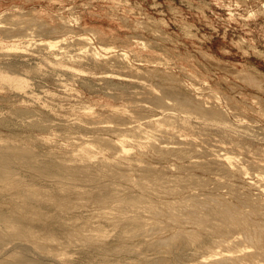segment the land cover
Returning a JSON list of instances; mask_svg holds the SVG:
<instances>
[{
	"label": "bare ground",
	"instance_id": "1",
	"mask_svg": "<svg viewBox=\"0 0 264 264\" xmlns=\"http://www.w3.org/2000/svg\"><path fill=\"white\" fill-rule=\"evenodd\" d=\"M115 1L118 4H121V6L122 4L129 2L128 0ZM223 2L225 3V1ZM216 3L218 4V2ZM154 4H156V2ZM234 4H236L235 0ZM226 6H228L227 3ZM258 8V10H252L250 12V16L257 15V12H259V14H264V2ZM141 13L143 14L142 11ZM72 14H74V12ZM5 15L6 14H4V16ZM54 15H56V13ZM26 16H29V20H27L29 22L41 21L38 24V30L40 29V25H42L44 31L47 30V33L55 31L53 34H57L58 31H61L62 33L73 32L75 34L74 30L72 29L73 24L71 26L69 19L65 16H61L63 20L59 22V25H47L48 22H44L46 21L45 19H40L41 17L37 10H32L31 12L25 11V13L22 12L20 15L18 13L16 14V12L10 14L8 13L5 19L3 16L0 17V28L6 29V32H8L7 30H10L9 27H11L10 25L8 26V23L11 24L13 22L23 21L24 19H27L25 18ZM147 17L148 20L144 21L145 27H148L147 29L151 27V30L155 26L157 29V34L160 31V25L165 24L167 21L164 17H161V19L150 15ZM74 18L79 20V17ZM71 19L73 20L72 17ZM33 23V26L37 25L35 22ZM124 23H126V20ZM32 24L29 23V25ZM78 25L79 24H77V27L79 28L80 25ZM21 27L22 26L20 24L18 26V30L21 29ZM33 28L31 27L30 31ZM36 28L35 30H37ZM79 29H81V27ZM13 30H15V32L18 31H16V29ZM90 30H92V32L94 31L93 34L96 35V39L97 35H99L98 38H103V32L99 29L93 28ZM161 31L164 30L161 28ZM21 34L24 36L28 35L30 37V33H22L21 31ZM53 34L51 33V35ZM76 34L77 35H74V39L72 41L70 40L69 43L66 41L67 37L64 36L62 39L54 38L55 40H48L46 42L43 41L44 43H39L37 40V44L41 45V47H45V49H50L49 52L47 49L46 51L48 54H53V57L55 55V50L53 51L55 46H60L61 44V47H59L61 51V48H63L62 44L66 43V48L67 46L70 47V45L72 48L77 45V49L79 50L77 54H74L75 58L66 60L64 58L67 56L65 48V50L62 49V53H65L66 56L61 54V57L50 59V62L54 67H56L54 68L55 71L60 68V71L66 70L67 72L71 73V77H73V75L78 77L76 80L79 81L81 86H88L92 89L96 84H101L104 89L106 88L107 90H113V88L116 89L117 86L122 89L129 88L131 85H135V81L131 79L132 77L143 78L146 76V74L151 76H147L148 79H152V76L155 77L160 75H164V77L170 75L177 78L176 74L172 72V69L161 70L153 65V67H151L145 64L136 66L131 64L129 61V53L125 51V49L124 52H120L117 48L118 45H113L114 43L111 44L110 41H107L106 39L99 40L97 44H94L93 38L87 34L82 32H76ZM162 34L163 32L161 35ZM17 35L16 37L19 38L18 36L20 34L18 36ZM33 35L35 36V34ZM94 35L91 36L94 37ZM7 36L11 37V34ZM140 36L141 35H139V38H141ZM165 36L168 37V35ZM142 43L146 46L151 45V43H149V45L148 41H144V39L142 40ZM129 44H131V42H129ZM129 47L131 48L132 46ZM21 48H19V50ZM31 49L33 53V50L35 49L32 48V46L30 47V50ZM70 49L71 48H69V50ZM162 49L160 48L159 50ZM129 50L131 52V49ZM41 51L44 52L42 49ZM200 51V54L203 55V58L205 57L207 60L209 59L218 65L229 66L230 72H234L237 77L243 79V81L245 80V82L248 84H252L256 88L264 90L263 71L252 66L244 65V63H242L243 67H235L225 63L220 57L216 56L209 50L201 49ZM185 53H187V51ZM29 56L32 57V54ZM136 57L134 58L136 59ZM69 58L71 57L69 56ZM188 58L191 59L190 56ZM135 59L133 61H135ZM144 59L139 60L137 57V60L139 61ZM197 59L195 58L196 61H199ZM17 62L18 61H16V63ZM84 63L91 65L92 67L87 68V66L85 67L83 65ZM154 63L156 64L157 62H153L152 64ZM161 63L163 64V62ZM28 64L30 65V63ZM37 64L40 63L37 62ZM158 64L159 63L156 65L158 66ZM200 64L203 67L201 62ZM82 65L86 69L83 68ZM8 66L7 68H9ZM11 66L13 68V65ZM16 66L17 64L15 65V70L20 73V70H17ZM25 66L26 64H24L23 67ZM102 66H105V68L106 66H116L120 69L122 68L121 70H127V72H116L117 70H120L117 68V70L114 68V70L106 69L103 71H98L97 69ZM3 67H1L0 63V82L10 86L11 90L14 91L17 96L25 97L28 93L29 89L27 90V87L29 86L31 80L24 77L26 73H28L26 71V67L24 68L25 71L22 70L23 73L26 72L25 75L23 74L24 76L22 74L19 75V73H11L13 71L15 72V70H11V72L6 71V68L5 70L2 69ZM204 67L206 71V66ZM220 67L221 66H219V69ZM49 69L53 68L49 67ZM179 69L182 70L181 68ZM39 70L40 67L34 68L35 73H38ZM211 70L212 69H210V71ZM30 71L32 72V70H29V72ZM62 71L61 74H63ZM208 71L209 70H207V72ZM226 71L227 70L225 69V72ZM41 73L44 74L42 71ZM144 73L145 76H142ZM33 74L34 73L32 72V76H34ZM46 74L47 73H45V75ZM43 77L45 76L43 75ZM164 77H161L162 80ZM186 77L188 76L186 75L184 77L185 80H188L189 78L186 79ZM62 78L60 77V79ZM73 81H75V78ZM168 81H170V79ZM147 82H143L142 80L138 82L139 84H136L138 87L142 86L144 88L143 92L145 98L142 97V99H140L138 96L134 95L131 97L127 91H124L125 93L129 94L130 97L127 96V99L125 97L127 94H125L124 97L120 96L124 101H126V104L122 105V107L124 106L123 108L119 107L118 105L115 106V104L111 103L105 104L108 106H113L109 117L113 118L114 120H108L107 118H104V120L107 119L106 121L114 123H106L104 120H101L102 118L99 120L97 116H93V118H83V116L78 119L73 117L76 119L74 121L72 120L73 122H70L69 120L70 123L68 124L71 126H75L79 129H84L85 131L92 133V137H89L90 139L88 137L85 139L84 137L78 136L79 141H73V143L71 142L66 145H62V141L60 143L62 146H60L59 142H52L56 145H59L54 149L56 146L54 144L52 149H49V154V150H47V152L45 150L46 154H43V151L40 154L38 153L40 150H37V152L34 150L35 148H32L26 143H18L13 139L0 137V264H72V258L70 256V258H68L66 253L67 251L65 249L62 250L61 248L65 242L73 243L82 241L83 243V240H85L86 244L89 242L91 245L100 246L99 249H101V247L104 248L109 243L113 244L111 241L109 242V238L111 236L113 238L114 236L119 237V239L121 238L120 241H122V238H124V240H130L131 238L136 240V238H142L147 242L150 238H152V236H156L154 233L158 234L156 232H162L163 230L170 232L171 234L168 236L169 238L164 236L166 239L161 237L165 232H162L163 234L161 233V236L160 233L157 235L161 237L159 240L162 238L164 239V241L161 240L164 243L161 245L164 246L166 244L174 251H179L181 246L185 244L195 246L196 249L205 248L209 250L208 252L200 254L198 257L185 264H264V136H256L259 131L258 127L260 126L246 120L244 118L246 117L245 115L243 118L239 117L237 120H235L232 117L231 112L226 108H223L218 101V95H216V93L220 92L221 90H216L217 92L215 94V91L212 92V94H214L213 98L217 96L216 100L208 99L206 101L205 99L207 97L205 99H203L204 97H194L193 95H196L195 92L194 94H191L190 92L182 90V94L178 92L180 95L175 92L170 94L169 92H173L175 89L179 88L177 87L173 90L171 89V86H168L170 90H172L168 92L167 89L165 90V86H162L159 83ZM177 82L180 85V82H183V80H177ZM191 82L192 81L189 83L191 84ZM176 83L174 85H176ZM204 83L208 82L204 81ZM171 84L172 83L170 82V85ZM181 84L183 85L184 83ZM185 84L183 87H185ZM208 84L207 86H209ZM192 85L196 86L195 84ZM133 87L131 88H136ZM138 87L136 88L137 90ZM187 87L188 85H186L185 88ZM204 89L205 88H203V90ZM33 91L35 90L33 89ZM205 92H207V90ZM134 94L138 95L139 92L137 93L136 91ZM106 95H109L115 99L117 94H111V92L108 91ZM224 96L226 95H223V97ZM229 98L227 97L226 99ZM118 99L120 100V98ZM223 100H225V98H223ZM229 100L231 101V98ZM127 102L129 104H127ZM257 102L259 101H256L255 103ZM260 104L263 105L261 102ZM230 106L231 105H229V107ZM233 106L237 105L233 104ZM257 106H259V104ZM13 109H15V107ZM20 110L17 109V111L22 112V109ZM255 111L256 110H254V112ZM19 112L15 113L18 114ZM257 113H259L258 110ZM240 114L241 112H235L234 116H238ZM88 115L89 113L87 116ZM29 116L26 115V117ZM26 117H24V119ZM36 117H38V114ZM246 118H249V116ZM3 119L5 118L0 120ZM32 119H34V117ZM44 120L50 121L51 119L49 120L48 117V119H43V121ZM4 121H2V123ZM41 122L42 121H34L33 124L35 123V125H39ZM54 122L57 125L60 123V121ZM2 123L0 121V124ZM43 125H45L48 129L49 127L53 126L52 124H50L52 126H49V123H43ZM45 126H43V128ZM197 126L203 130H208L209 134L215 133L220 136L219 138H215L211 135L199 139V136H196L195 133ZM125 132H129V134L134 138L125 136ZM0 133L2 132L0 131ZM260 133H263V131H260ZM4 134L5 133L1 135ZM13 137L15 138V136ZM50 137V134L48 136L39 137L38 141L44 144L48 143V145L50 144L51 146L53 144L50 143ZM78 137L76 138L77 140ZM32 139L34 138L32 137ZM48 145H46V147ZM150 156L159 160L161 164H157L155 161L149 159ZM164 162H171V165L168 163L165 164ZM199 171H202V175H199ZM203 172L210 173V175L206 176L203 174ZM195 188H199L201 191H203L205 197H203L201 194L200 195L203 198L199 197L200 190L199 193H197L198 190L196 189V191ZM161 193H168L174 197L163 200L159 198L162 196L160 195ZM164 196L166 195L164 194ZM187 217H190V220L186 222L187 224H184L183 219L185 218L186 220ZM138 241L139 240H137V242ZM117 242L118 240L115 242V244ZM132 242L135 241L132 240ZM156 242H158L157 244H160L159 241ZM115 244L113 246H115ZM126 245L129 246V244ZM161 245L159 247H162ZM122 247L125 246L122 245ZM93 248H95V246ZM163 248L166 249L165 247ZM115 250L117 251V249ZM121 250H123V248ZM130 250H128V252ZM99 252H104V250H99ZM92 254L93 252L91 255ZM107 258L103 259L107 261ZM95 259L92 258L91 260L97 261V259ZM104 260L99 262L101 264H106ZM172 261L168 262V264H173L174 262ZM179 262L178 264H184Z\"/></svg>",
	"mask_w": 264,
	"mask_h": 264
},
{
	"label": "rangeland",
	"instance_id": "2",
	"mask_svg": "<svg viewBox=\"0 0 264 264\" xmlns=\"http://www.w3.org/2000/svg\"><path fill=\"white\" fill-rule=\"evenodd\" d=\"M128 1H129L128 3L122 4V6L123 7L125 6L124 8L127 9L126 10L121 6V4H118L115 0H0V17L3 16L4 19L8 13L10 14V13L16 12V14L18 13L20 15V14H22V12L25 13V11L31 12L32 10H34V11L37 10L40 14V17H41V18L40 17L39 18L41 20L45 19L46 21H44V22H46V23L48 22L47 25H53V26L59 25V22L61 20H63L61 18V16H65L66 18L69 19V23H71V26L73 24L72 29L75 32V34L73 32H70V33H64L63 32L64 35L61 31H58L57 34H53L55 31L47 33L46 32L47 30L45 29L46 31H44L42 25H40V29L38 30V27H39L38 24L41 21H33V22H35V24H37V25L33 26L34 23L32 21H30V22L27 21V20H29V18H28L29 16H26L25 18H27V19H24L23 21L11 23L12 25L14 24L13 26L8 23V26L10 25L11 27H9L10 30H7V31L8 32L13 31L12 33L9 32V34H8V32H6V29L0 28V54L2 55V53L4 52L2 56L0 55V63H1V67H3L5 65L2 69L5 70V68H6V71L11 72V70L12 71L15 70V65L17 64L16 69L20 70V73L17 72L16 70H15V72L13 71L11 73H14V74L19 73V75H21V74L25 75L26 72L23 73V71H25L24 68L26 67V71L28 73H26V75L25 76L23 75V76L28 78L29 80L31 79L29 86H28L29 88L27 87V90L29 89L28 93H27L28 95L26 94L27 97L26 96L25 97L17 96L16 93L11 90L10 86H8L7 84H2L0 82V119L5 118L3 120H0L1 123H2V121L5 120L4 121L5 123L3 122L2 124H0V131L2 132V133H0V137L6 138V139H13L15 142H18V143H26V144L30 145L32 148H35L34 149L35 151L40 150L39 152L37 151L40 154L42 153V151H43V154L44 153L46 154L47 150H49V149L51 150L55 144L52 142H56V143L59 142V144H60L63 141V143H61V144L66 145V144H69L71 142L73 143V141L74 142L79 141L78 136L84 137L85 139L87 137L91 138L92 133L85 131L84 129H79L75 126H71L68 123L76 120L74 118L78 119V118L83 117V116H84L83 118H85V117L86 118H88V117L93 118V116H95V117L97 116L99 120L101 118H102L101 120H104V118H107L108 120H114L113 118L109 117V114L113 109L112 108L113 106H110V105L108 106L105 104L111 103V104H115V106L118 105L119 107H122L123 104H126V101H124L121 97H124V95L127 93H129L131 95V97L134 95V96H138V98H140V99H142V97L145 98V95L143 92L144 88L142 86L138 87L136 85L139 81H142V80H143V82L149 81L147 83H151V82L159 83L162 86H165V90L167 89L168 92L172 91L169 88L170 86L172 87L171 89H173V90L177 87L180 89V86H181V89H180L181 92L179 89H175L173 92H169V93L172 94L175 92L178 94V92H179L180 94H182L183 91H187V92H190L191 94H194V92H195L196 95H193L194 97H197V98H203L204 97L203 99H205L207 97L205 99L206 101L208 99L209 100H213V99L216 100L217 96L215 98H213V95L217 92L216 90H218V91L221 90L220 92L216 93V95H218V101L220 102L221 106L223 108H226L227 110H229L232 114V117L235 120H237V118H239V117L243 118L244 115L246 117L249 116V118H246V117H244V118L246 120L251 121L252 123L258 124L260 126V127H258L259 131L256 134V136H264L263 135L264 134V116H263L264 115V90H261L260 88H256L252 84H248L245 82V80L243 81V79L237 77V75L234 72H232V71L230 72L229 66L218 65L217 63H216L217 65H216L215 62H213L209 59L207 60L205 57L203 58V55L200 54L201 49H206V50L213 52L216 56L220 57L225 63H228L232 66L243 67L242 63H244V65L255 67V68L264 72V14H261V13L259 14V12H257V15L250 16V12L252 10H258L259 9L258 7L261 6V4L264 2V0H235L236 4H234V0H229L230 2L227 0H128ZM223 1H225V3ZM238 1H239L240 6L238 5ZM155 2H156V4H154ZM216 2H218V4ZM226 3L228 6H226ZM13 6H15V7H13ZM70 8H72V9H70ZM117 8H119V9H117ZM141 11L143 12V14L141 13ZM62 12H64V13H62ZM73 12H74V14H72ZM55 13L58 16L54 15ZM4 14H6V15L4 16ZM230 14H231V16H230ZM149 15L156 17L158 19H161V17H164L167 20L165 24L160 25V27L164 31H161L160 27H159L160 31L158 30L160 32V33L158 32V34L161 35V33L163 32L164 36H163V34L161 36H159L157 34V29L155 28V26L152 28L153 30L152 29L150 30L151 27L149 29H147L148 27L147 28L145 27L144 21L148 20L147 16H149ZM71 17L73 18V20L71 19ZM74 17H79V20H76ZM246 18H248V19H246ZM120 19H123V20H120ZM125 20H126V23H124ZM8 22H10V21H8ZM75 22L80 25L81 29H79L80 27L79 28L77 27V24ZM29 23L30 24L33 23V24L29 25ZM20 24L22 26L21 29H23L24 31L21 29L18 30V26ZM138 24H139V26H138ZM142 25H144V26H142ZM16 26H17V28H16ZM30 26L32 28L34 27L33 29H31V31H30V28H31ZM36 26H37V28H36ZM41 26H42L43 32L41 30ZM24 28H26V29H24ZM35 28L37 30H35ZM76 28H78V29H76ZM93 28H97L103 32L102 33V37H103L102 39L103 40L106 39L107 41H110L111 44L114 43L113 45H118L117 48L120 52H124V49H125V51H127L129 53V56H130L129 61L131 64H134L135 66L140 65V64H145V65L151 66V67L156 66L161 70H169V69L171 70L172 69V72L174 74H176L177 78L172 77L170 75L165 76V77H164V75H162V76L160 75L161 77H164V79L162 80V78L160 76H155L157 79L152 76V79L154 80L153 81L151 78H149V79L147 78V76L151 77L150 75L146 74V76H145V73H144V74H142V76H145L143 78H138V77H132L131 78L128 76L129 78H131L135 81V85L133 84V86H135L136 88L138 87V90L135 87H133L132 85L129 88H125L126 90L119 88L118 86H117V88L115 86L116 89L113 88V90L112 89L107 90L106 88H105L106 89L105 90L101 84H96L91 89L88 86H86V87L81 86L79 84V81L76 80V79H78V77H76L74 75H73V77H71L70 75H72V74L67 72L66 70H63V71L61 70L63 73V74H61V71L59 70L60 68H58L56 70L57 71L56 72L54 69L56 67H54L53 64L50 62V59H55L56 57H61L62 56L61 54H63L64 56L67 55L66 57H64L66 60H70L72 58H75L74 54L75 53L77 54L78 50H79V49H77L78 48L77 45H75L73 48L71 45H70V47L67 46V48H66V43L62 44L63 48H61V51L59 48V47H61V44H60V46L57 45L53 49V51L55 50L54 52L56 55V56L54 55V57H53V54H50V53L48 54L50 49L46 48L48 51L47 52L45 47H41V45L37 44L38 41L40 43L43 41L46 42L48 40H55L54 38H56V39L61 38L62 39L64 36L67 37L66 41H68V43H69L70 40L72 41L74 39V35H77L76 32L77 33L82 32V33L87 34L88 36L93 38L94 44H97V42L99 40H102V39L100 37H99L100 39L98 38L99 35H97L98 40L95 38L96 35L93 34L94 31L92 32V30H90ZM13 29H16V31L18 30L17 31L18 35L19 34L20 35L18 36L17 32H15V30H13ZM28 30H29V32H28ZM33 30H35V31H33ZM154 30L156 31V33ZM19 31H20V33H19ZM21 31H22V33L23 32L24 33L26 32L28 34L30 33V37L28 35L27 36L22 35ZM36 31H38V32H36ZM33 32H35V33H33ZM90 32H91V34H90ZM123 32H125V33H123ZM3 33H4V35H3ZM51 33L53 35H51ZM10 34H11V37L7 36ZM33 34H35V36ZM95 34H97V33H95ZM16 35L20 39L17 38ZM37 35H38V37H37ZM91 35H94V37ZM139 35H141L140 37L142 39L139 38ZM165 35H168V37H166ZM12 36H13V38H12ZM20 36H22L23 38ZM133 36H134V38H133ZM170 36H171V38H170ZM172 37H173V39H172ZM7 38H9V39H7ZM166 38H168V39H166ZM143 39H144V41H148V44L151 43L154 50L152 49V46L150 44H149L150 46H146L145 44H143L142 43ZM165 40H167V41H165ZM24 41H27V42H24ZM124 42H126V43H124ZM129 42H131L132 45L129 44ZM107 43H109V42H107ZM21 46L23 49L21 48ZM31 46H32V48L35 49V50H33L35 53L34 52L32 53V49L30 50ZM129 46H132V47L130 48ZM27 47H29V48H27ZM141 47H143V48H141ZM157 47L159 49L160 48L161 49L164 48V49L159 50ZM7 48H8V50H7ZM19 48H21V49L19 50ZM65 48H66V50H65ZM69 48H71V49L69 50ZM36 49H40V50H36ZM41 49L44 52H42ZM62 49L65 50L66 55H65V53H62L63 52ZM129 49H131V52ZM157 50H159V51H157ZM186 51L188 54L185 53ZM5 53H6V55H5ZM18 53H19V55H18ZM23 54H24L25 59L23 57ZM30 54H32V57L29 56ZM139 54H141V55H139ZM191 54H193L195 57ZM69 56L71 58H69ZM133 56L134 57L137 56L139 60L144 59V58L146 60L144 59V60L139 61V60H137V57L135 59ZM187 56L188 57L190 56L191 59L188 58ZM195 58L196 59L200 58V59H197L199 61H196ZM134 59H135V61H138V62L133 61ZM170 59H171V61H170ZM149 60H151V61H149ZM16 61H18V62L20 61L21 63L20 62L16 63ZM22 61H24V62H22ZM37 62L40 64H37ZM149 62H152V63L157 62L159 64L157 66L156 65L157 63L152 64ZM161 62H163L164 65ZM178 62H180V63H178ZM200 62L203 64V67L201 66ZM5 63L7 64V66L10 65V63H11V65H13L14 69L12 68L11 65L8 66L9 68H7ZM28 63H30V65ZM24 64H26L25 67H23ZM34 64L36 65V67H40V70L44 74H42L40 70L38 71L39 74L35 73L34 68H36V67ZM44 64H45V66H44ZM27 65H29V66H27ZM40 65H42V66H40ZM83 65L85 67L87 66V68L92 67L91 65H87L85 63ZM83 65H82V67L85 68ZM32 66H34V67H32ZM168 66H170L171 68ZM204 66H206V71H205ZM215 66H218V67H215ZM219 66H221L223 68L220 67V69H219ZM18 67H19V69H18ZM49 67H52L53 69H49ZM164 67H165V69H164ZM110 68H112V69H110ZM114 68H115V70L120 69L119 67H116V66H112V67L106 66V68H105V66L104 67L102 66L97 70L98 71H103L106 69L114 70ZM179 68H181L182 70H180ZM209 68L212 70L210 71ZM121 69L117 70L116 72H122V71L124 72L125 71V69H123V70H121ZM225 69L228 72L227 71L225 72ZM29 70H32V72L34 73L33 74L34 76H32V72L30 71L31 72L30 73ZM207 70H209L210 72L209 71L207 72ZM125 72H127V70ZM220 72H222V73H220ZM40 73H41V75H40ZM45 73H47V74L45 75ZM65 73H66V75H65ZM181 73H182V75H181ZM36 74H38V75H36ZM183 74H184V76H183ZM43 75L45 77H43ZM186 75L188 76V77H186V79L189 78L188 80H185V78H184ZM29 76H31V77H29ZM202 76H204V77H202ZM225 76H226V78H225ZM235 76H236V78H235ZM39 77H41L42 79ZM60 77L61 78L63 77L64 79L63 78L60 79ZM159 77H160V79H159ZM190 77H192V78H190ZM74 78H75V81H73ZM138 79H142V80H138ZM169 79H170V81H168ZM222 79L223 80L225 79V80L223 81ZM65 80L67 83L65 82ZM177 80L178 81L183 80V82H180V85H179ZM39 81H40V83H39ZM167 81H168V83H167ZM174 81H175V83L177 82L176 85H174L175 84ZM190 81H192L191 84L189 83ZM204 81L208 82L209 84L204 83ZM170 82L172 83L171 85H170ZM38 83H39V85H38ZM181 83H184V84L186 83L185 87H186V85H188V87L187 88L183 87L184 84L182 85ZM42 84H44V85H42ZM192 84H195L196 86H194ZM207 84L209 86H207ZM100 85H101V87H100ZM251 85H252V87H251ZM44 86H45V88H44ZM200 86L201 87L203 86V87L201 88ZM131 87H133L135 89H132ZM196 88L199 91H197ZM203 88H205V89L203 90ZM232 88H233V90H232ZM33 89L35 91H33ZM194 89H195V91H194ZM36 90H37V92H36ZM206 90H207V92H205ZM81 91H83V92H81ZM108 91H110L111 94H117L119 97L116 95L115 99L116 98L117 99L115 100L113 97L106 95L108 93ZM124 91L125 92L127 91V93H125ZM136 91H137V93L139 92L138 95L134 94V93H136ZM78 92H79V94H78ZM123 92H124V94H123ZM212 92H214V94H212ZM198 93H200V94H198ZM129 94H127L125 96L127 99H128L127 96L130 97ZM180 94H178V95H180ZM202 94H203V96H202ZM9 95H12V96H9ZM223 95H226V96L223 97ZM227 97L228 98L230 97L231 101L229 100L230 98L226 99ZM118 98H120V100ZM223 98H225V100H223ZM259 99H261V100H259ZM13 100H15V101H13ZM36 100H38V101H36ZM28 101H29V103H28ZM225 101H226V103H225ZM256 101H259V102L255 103ZM227 102H229V103H227ZM260 102L263 105H261ZM127 104H129V103L127 102ZM233 104L237 105V106H233ZM256 104L257 105L259 104V106L260 105L261 106L259 107ZM229 105H231V106L229 107ZM115 106H114V108H115ZM14 107H15V109H13ZM232 107H234V108H232ZM25 108H26V110H25ZM108 108H109V110H108ZM17 109L18 110L22 109V112L17 111ZM35 109H37V110H35ZM260 109H262L263 112ZM33 110H34V112H33ZM254 110H256L255 111L256 114H255ZM257 110L259 113H257ZM24 111H27V112H24ZM41 111H42V113L44 112L43 113L44 116L41 113ZM15 112H19V113L17 114ZM23 112H24V115H23ZM235 112H238V113L241 112V114L238 116H234ZM29 113H31V114H29ZM88 113H89V115L87 116ZM37 114H38V117H36ZM2 115H3V117H2ZM26 115L29 117H26ZM31 115L34 117V119H32L33 117ZM7 117H9V118H7ZM24 117H26L25 118L26 120L24 119ZM48 117H49V120L51 119L50 121L52 123L48 120L47 121L44 120L45 122L43 121V119H48ZM53 117H55L56 119ZM39 118L40 119L42 118V119L40 120ZM71 118H73V119H71ZM107 119L104 120L106 123L108 122V121H106ZM69 120H70V122H69ZM255 120L257 123L255 122ZM32 121L33 122L34 121L35 122L36 121H42L44 124L49 123V126H52V125L53 126L49 127V129H50L49 130L45 125H43L42 122L40 123L42 125L39 124L42 127L41 128L39 125H35V123L33 124ZM54 121H58V122L60 121V123L57 122L58 123V125H57ZM61 121H64V122H61ZM66 121H67V123H66ZM53 123H55V124H53ZM108 123H114V122H108ZM30 124H32V125H30ZM50 124H52V125H50ZM65 124H67V125H65ZM54 125H56L57 127ZM35 126H38V127H35ZM43 126H45V127L43 128ZM41 129H43V130H41ZM65 129H68V130H65ZM195 131L194 132L196 133V136H199V139H202L203 137H207V136H211V135H212V137L214 136L215 138H219V136H220V135H217L215 133L209 134L208 130H203L202 128H200L198 126L196 127ZM205 131H207V132H205ZM260 131L261 132L263 131V133H260ZM3 133H5V134L1 135ZM52 133H53V135H52ZM125 133H126L125 136H130V138H134L132 135L129 134V132H125ZM49 134L51 136L50 137V141H51L50 143H52L53 145L50 146V144L48 145V143L44 144V143H41L40 141H38L39 137L48 136ZM82 135H84V136H82ZM13 136H15V138ZM37 136H39V137H37ZM76 136L78 137V140L76 139L77 138ZM122 136H124V135H122ZM32 137L35 140L32 139ZM35 137L37 138V140ZM62 137H66V138H62ZM30 139H32V140H30ZM53 140H55V141H53ZM37 141L40 143H38ZM33 143H36V144H33ZM38 144H39V146H38ZM61 144H60V146H62ZM42 145H44V146H42ZM46 145H48L47 147H50V148H47ZM58 145H56L54 147V149ZM45 150H46V152H45ZM50 150L48 151V154H49ZM149 159L155 161L157 164H161L159 160L152 158V156H150ZM164 163L165 164L168 163L171 165V162H164ZM203 174L206 176L210 175V173H206V172L205 173L203 172ZM199 175H202V171H199ZM211 175H213V174H211ZM196 189L197 188H195V190ZM197 190H198L197 193H199L200 189L198 188ZM164 194L166 196H164ZM200 194L203 197H205L204 192L201 190H200L199 195ZM160 195H162V196H160L159 198H161L163 200L166 198L174 197L172 195H169L168 193H163V194L161 193ZM201 195L199 197H201ZM203 197H201V198H203ZM185 218L183 219V221H184V224H187L186 222H188L190 220V217H187L186 220H185ZM162 232L163 233L165 232V233L163 234ZM162 232L158 231V232H156L158 234L154 233V235H156V236H152V238H150L149 241H147L149 243H147L142 238H141L142 240L137 239V238L135 240L134 238L133 239L131 238L133 241H135V242H132L131 239L130 240L129 239L124 240V238H122V241H120L121 238L119 239V237H116V236H114V238H113L111 236L109 238V242L111 241L113 244L109 243L108 245L110 247L107 245L104 248L101 247V249H99L100 246L91 245L89 242L86 244L85 240H83V243H82V241L81 242H79V241L73 242V243L65 242L62 245V247L61 246L60 247L62 248V250L65 249L67 251L66 253H67L68 258H70V257L72 258L71 259V261L73 260L71 262L72 264H92V263H94V264L98 263L99 264L100 263L99 261H103L104 260L103 258H107V257H108L107 261L104 260V262H106V264H118V262H119V264H133V263L134 264H168V262H171L172 260H173L172 262H174L175 264H178L179 261H180L179 263L185 264V263L192 261L196 257H198L200 254L209 251L208 249H205V248L196 249L195 246H191L188 244L182 245L179 251H174L173 249H170L168 247V245H166V244H165L166 246L161 245L163 243L161 240L164 241V239H166V238H164V236L169 238L168 236H170V234H171L170 232H166L165 230H163ZM159 233H160V236H161V233L163 234L161 237H163L164 239L162 238L161 240H159L161 238L160 236H157V235H159ZM117 240H118V242L115 244V242ZM137 240H139V241L137 242ZM151 240H153V241H151ZM156 241H159V242L161 241V242H160V244H157L158 242H156ZM122 242L125 244H123ZM114 244H115V246H113ZM126 244H129V246L132 249ZM154 244H155V246H154ZM84 245H86L87 247ZM116 245H117V247H116ZM122 245L125 247H122ZM132 245H133V247H132ZM135 245H136V247H135ZM160 245L162 247H159ZM94 246H95V248H93ZM96 247H98V248H96ZM128 247H129V249H128ZM163 247H165L167 250L170 249V250H168L169 252L166 249H164ZM61 248H58V249H61ZM109 248H112V249H109ZM122 248H123V250L125 249L124 251L126 253L123 250H121ZM98 249L100 251L104 250V252H99ZM115 249H117V251ZM92 250H94L95 252ZM96 250H98V251H96ZM119 250H120V252H119ZM128 250H130L131 252L130 251L128 252ZM134 251H136V252H134ZM92 252H93V254L91 255ZM87 253H89L90 255ZM101 253H103V254H101ZM169 253H170V255H169ZM95 254L97 255V257ZM92 258H94V259L96 258L97 261L91 260ZM157 258H158V260H157ZM168 260H170V261H168ZM92 261H94V262H92Z\"/></svg>",
	"mask_w": 264,
	"mask_h": 264
}]
</instances>
